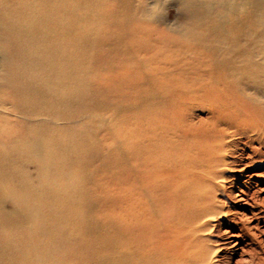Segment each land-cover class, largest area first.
Wrapping results in <instances>:
<instances>
[{
	"label": "bare ground",
	"instance_id": "bare-ground-1",
	"mask_svg": "<svg viewBox=\"0 0 264 264\" xmlns=\"http://www.w3.org/2000/svg\"><path fill=\"white\" fill-rule=\"evenodd\" d=\"M133 2L0 0V264H264V0Z\"/></svg>",
	"mask_w": 264,
	"mask_h": 264
},
{
	"label": "rangeland",
	"instance_id": "rangeland-1",
	"mask_svg": "<svg viewBox=\"0 0 264 264\" xmlns=\"http://www.w3.org/2000/svg\"><path fill=\"white\" fill-rule=\"evenodd\" d=\"M132 2L134 0H131ZM136 0L133 2L135 3ZM169 12V13H168ZM163 19H167L169 21V23H172L174 24L178 18V10L173 2V0H162V9L160 11V13H158ZM171 16V17H170ZM169 17V18H167ZM161 18V20H162ZM163 21V20H162ZM106 151H107V148H104ZM34 175V174H33ZM231 187V185L229 184L227 187ZM238 186V185H237ZM259 187H264V185H260ZM256 189V188H255ZM229 190V189H228ZM98 194V191L94 192V195L97 196ZM3 206V210H9L11 209V205L10 204H7V203H4L2 204ZM249 215V213H248ZM102 223V222H101ZM100 223V225H101ZM223 240H220L219 242L221 243L222 242H226V241H230V240H233V239H230L228 238V236L226 237H223L222 238ZM225 240V241H224ZM232 248V247H231ZM230 247H226V249H223V251L221 252L220 254V258H224L226 257V262L228 261V264H238V262L243 258L242 256L240 255H236L234 256L233 255V251L230 250L231 249ZM233 249V248H232ZM230 261V262H229Z\"/></svg>",
	"mask_w": 264,
	"mask_h": 264
},
{
	"label": "clouds",
	"instance_id": "clouds-1",
	"mask_svg": "<svg viewBox=\"0 0 264 264\" xmlns=\"http://www.w3.org/2000/svg\"><path fill=\"white\" fill-rule=\"evenodd\" d=\"M153 11H155V9H153Z\"/></svg>",
	"mask_w": 264,
	"mask_h": 264
}]
</instances>
